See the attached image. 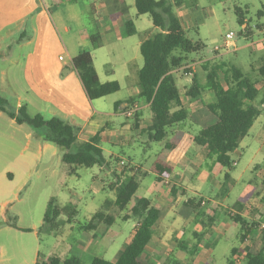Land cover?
Returning <instances> with one entry per match:
<instances>
[{
    "label": "rangeland",
    "instance_id": "1",
    "mask_svg": "<svg viewBox=\"0 0 264 264\" xmlns=\"http://www.w3.org/2000/svg\"><path fill=\"white\" fill-rule=\"evenodd\" d=\"M100 1L97 0L98 3ZM105 1L108 6V13H112L114 7L111 6L109 0ZM45 2L47 3L48 0ZM92 2L93 0H76L74 3H68L67 0L64 7L58 9V14H52L51 18L46 21L48 26L43 32L35 36V42L23 50L24 54L31 53V57L19 60L13 66L6 68L5 73L7 77H10L12 88L21 97V104L28 100L27 95H25V77L36 72L39 73L41 69L38 66L37 40L40 38L42 42L48 41L47 63L49 68L64 67L69 60L68 54L60 45L62 40L68 42V35L64 33L63 27L64 25L74 26L75 31L90 28L91 19L88 12ZM122 4L127 8L125 14L134 20L136 15L134 0H122ZM237 11L242 14L246 26L249 27L250 37L245 36L242 27L238 24ZM176 13L185 25V36L194 42L201 41L204 44L202 52L187 56L186 69L177 73L176 83L179 85L183 97L193 75L197 77L200 83H205V72L198 63L201 60L211 61L213 64L233 65L244 74L256 77V68L259 67L264 56V0H187L184 7L176 10ZM72 17L76 18V22L69 21ZM148 18L147 15L141 16L143 22L146 23ZM230 32L234 35L231 40V44L234 45L233 49L225 47V35ZM71 37H76V33L73 32ZM135 41L136 38H127L121 43L123 47L119 44L114 50L107 46L97 50L94 55V65L100 81L102 83L116 81L120 86L118 92L93 101L96 110L102 113L99 115L100 117L97 116L101 122H115L114 126L117 133H114L112 138L118 141L119 139L122 140V143L119 142L116 146L106 142L101 144L107 158L113 155L110 168L79 167L75 170V174L69 175L65 172L70 171V166L63 164L64 169L56 177H51L47 173H41L40 176L32 175V186L24 196L25 199L22 202H16L13 207L21 211L23 225L28 227L40 226L46 206L52 198L55 199V203L59 207H63L69 202L76 204L78 215L72 219L71 223H65L58 230L56 229L57 231H52L49 226H45L40 234L41 245L38 244L39 241H34L32 235H23L19 239L14 238L12 234L7 237L0 235V247L3 246L7 250V254L11 256L4 264L30 263L34 257L33 248L35 244L37 248L40 247L41 255L52 253L63 258L71 255L78 257L81 264H89L94 257L112 261L118 252L122 251L126 239L128 241L131 238L136 222L133 220L125 221L123 217L128 214L133 201L136 198L144 197L148 188L153 185L155 176L149 171L147 173L152 161L157 155L166 156L169 154L164 150V143L147 144L146 136L139 133V128H135L134 114L127 117L126 114L121 113L124 110L119 109L116 113L114 111V104L128 97H130L128 100L135 102L136 109L146 105L142 99L137 97L139 87L135 71L137 66L143 65L141 54H136L138 60L136 65L133 64L135 66L124 64L129 56L130 46ZM72 49L75 51L74 47ZM17 55L21 56L22 54L18 53ZM196 62L198 66L195 65ZM13 77L15 80H12ZM186 79L189 81H185ZM212 97L210 91L205 90L203 92L204 101H210ZM16 99L15 96L10 98L12 106L16 105ZM31 110L34 109L31 108ZM141 111L138 109L139 125L144 118L151 116L148 107L147 109L142 108ZM108 113L111 116H108ZM185 126L186 124L181 125V130L184 131ZM188 126L185 128L186 136L179 149L180 155L184 153L185 158L178 166L179 177L175 180L179 181L180 176H182L181 181L186 183V188L177 190L174 197L171 194L172 184H169L165 186L164 191L156 192L155 196L150 197L155 203L164 204L173 210L170 217L164 220L165 224H162L161 227L158 226L157 233L164 234L169 231V226H175L174 220L177 219L175 212L179 204L189 198L196 200L200 198L205 202V205L200 206L199 213L194 216L193 220L206 221L208 218L214 217L211 215L213 210L216 211L220 208L222 216L219 218L232 221L230 214L233 212L244 219L248 225L253 220H256L259 225L264 224V204L262 203L264 197V113L257 118L248 135L231 155L232 160L236 162V166L232 170L218 167L214 158L207 157L192 142V137L197 135L199 128L189 124ZM25 128L29 127L25 126ZM111 128L109 126L104 128L108 137L112 131ZM120 130H122L121 134L119 133ZM33 133L34 137L40 138L34 131ZM14 146L16 145L12 142L0 141V175L4 168L10 166L11 156L17 154L16 149L18 148ZM32 153L34 154V151ZM50 153L61 155L62 150L53 145L51 150L49 149L48 154L51 155ZM173 153L175 151L170 154ZM187 171L190 174H187ZM225 173L229 174L230 181L224 179ZM131 175L135 176L140 186L127 209L120 211L114 205L116 198L114 187L119 179H125ZM189 188L190 190H188ZM10 198V187L7 186L5 189L0 182V202ZM237 204H240L241 207H238ZM204 208L210 210L205 212ZM97 212L112 216L115 219V224L101 239L89 241L87 236L93 232H84L83 227L90 222L92 215ZM65 220L66 216L59 219L60 222ZM102 227V224L98 225L97 231L103 230ZM239 231L240 226L234 225V235ZM50 232L61 234L54 238L53 233L49 236L48 233ZM256 232L260 236L264 233V231L259 230V226ZM166 244L165 257L159 258L157 261L162 262L161 264H172L173 260L176 259L180 243L167 242ZM191 245L189 244V248ZM234 247H239V242L234 236L228 241L217 242L214 245L213 253L216 256L215 264H226L227 259L230 258V250ZM196 250L198 249L191 248V255L194 256ZM148 252L149 255L150 253L155 255L153 248L149 249ZM192 259L194 260L193 257ZM234 259L237 261L235 264H244L241 256H235Z\"/></svg>",
    "mask_w": 264,
    "mask_h": 264
},
{
    "label": "trees",
    "instance_id": "2",
    "mask_svg": "<svg viewBox=\"0 0 264 264\" xmlns=\"http://www.w3.org/2000/svg\"><path fill=\"white\" fill-rule=\"evenodd\" d=\"M187 0H135L134 6L138 16L147 15L153 26L158 29L140 46L143 65L138 72V98L142 99L150 111V118L141 133L146 136L149 143L165 141L166 151L175 150L181 143L185 133L179 129L184 123L199 128L192 142L199 147L207 157L214 158L218 166L232 170L234 161L231 155L239 147L240 142L248 135L254 122L264 113V56L261 64L256 68V77H250L233 65L213 64L203 61L202 69L205 71V83L200 84L196 77L191 78L190 85L185 92L189 102L200 101L201 94L208 90L212 93L211 102L201 103L200 107L191 112L185 108L180 89L176 84L173 72L186 66L187 56L199 54L204 49L201 41H192L185 36L182 21L176 10L184 7ZM53 4H60L62 0H51ZM127 8L124 6L123 12ZM238 24L242 27L246 37L251 31L236 12ZM126 35L132 36L135 27L132 20L125 23ZM94 48L102 46L100 35L90 37ZM72 68L77 72L88 98L93 101L119 91L116 81L102 83L96 73L93 55L89 50L80 51L71 60ZM186 68H184L185 70ZM130 110L134 111L135 128H139V114L133 100H127ZM119 103L116 104V111ZM0 111L6 113L18 125L31 128L42 141L53 144L62 150V162L70 166L69 175L75 174L79 167L110 168L111 158L106 157L100 147V132L88 141L78 139L77 128L52 117L44 118L42 115H30L25 105L15 108L0 95ZM149 172L162 181L170 177L173 168L160 156L151 164ZM228 175H226L227 177ZM139 188V182L131 175L119 179L115 184L116 198L114 205L120 211L127 209ZM49 200L43 224L39 231L49 226L52 231L58 230L63 224L71 223L78 215L77 205L69 202L63 207ZM264 204V197L262 199ZM201 200L188 199L183 208L192 211L200 207ZM123 219L133 220L137 223L129 244L117 255L114 261H106L101 257H94L89 264H146L142 260L147 245L152 238V228L167 214V209L153 203L144 197L136 198ZM60 216H66L64 222H58ZM233 221L241 226L240 242L243 244L251 231L257 230L258 222L248 225L239 215L232 217ZM102 224L107 231L114 223L112 216L103 212L94 213L91 217L88 230L95 229V224ZM8 225L19 229L15 218L9 219ZM87 229V228H86ZM56 230V231H57ZM25 232L31 230L25 229ZM237 250H233V254ZM244 264H264V233L252 241L250 246L242 247L241 252ZM230 262L229 264H231ZM35 264H81L78 257L70 256L60 258L52 256L48 260L37 259Z\"/></svg>",
    "mask_w": 264,
    "mask_h": 264
},
{
    "label": "crops",
    "instance_id": "3",
    "mask_svg": "<svg viewBox=\"0 0 264 264\" xmlns=\"http://www.w3.org/2000/svg\"><path fill=\"white\" fill-rule=\"evenodd\" d=\"M109 1L111 6L114 7V11L112 13L111 12L108 13L109 10L105 0H101L99 3L97 2V0H93L92 4L89 7V12H88L89 17L91 19L90 28L88 29L83 28L78 31H75L74 26L64 25L63 31L65 34L68 35L67 36L68 42L62 40L60 42V45L61 48L64 49L68 54V60H69L68 64L64 65V67L55 68V69L49 68L47 63L48 41L45 40L44 42H42L40 38L39 40H37L36 50L39 51L38 66L41 67V69L39 73L36 72L35 74L25 77V83H26L25 95H27L28 100L25 101L24 104H21L20 103L21 97L18 96L16 91L12 88L10 77H7L5 73L7 70L6 68L13 66L19 60L31 57V53L24 54L23 50L31 46L35 42V36L38 33L43 32L46 26H48L46 21L51 18L52 14L55 13L58 14V9L60 7H64L65 2H67V0H62L60 4H53L51 0H48L47 3L45 2V0H0V95L6 98L9 102H10V98L15 96L17 98L16 105H14L13 107L17 109L20 106L25 105L27 107L28 113L32 116L39 114L46 119L56 117L70 124L71 126L77 128L78 131L77 136L80 141L83 142L88 141L96 133L100 132L101 148H102L101 144L103 142H106L112 146H116L119 144V142L122 143V140L119 139L118 141L112 138L115 135L114 133H117L114 126L115 122L113 121L101 122L100 119L98 118L100 117L99 115H101L102 113L96 110L93 102L95 100L91 101L88 98L77 72L72 68L71 60L80 51L89 50L93 55V63L95 64L94 55L97 50L103 49L107 46H110L112 47V49L115 50L117 48L116 46L121 44L125 39L136 38V41L130 46L129 56L124 61V64L127 66L133 65L134 63L136 65L137 64L136 62L138 60L136 54L140 53L141 44L145 40H147L151 35H153L158 31V29L153 26L149 18H148L149 20H147L148 21L147 23L143 22L141 16H138L137 14L135 15L134 20L129 18L123 12L124 6L122 4V0H109ZM74 2H76V0H68V3H74ZM118 4L120 6H117ZM129 20L133 21L135 27V33L132 36L126 35L125 23ZM69 21L74 23L76 22V18L72 17V19ZM182 25L185 30L186 28L183 21H182ZM244 26H246V24H244L243 27ZM73 32L76 33L77 38L76 37L70 38V35ZM97 33L100 35L102 40V46L100 48H94L90 39L92 35ZM121 46L123 47L122 44ZM73 47L75 51H73L72 49ZM18 53H21L22 55L19 56L17 55ZM203 61L206 60H201L198 62L199 66H201ZM198 63L196 62L195 65H197ZM1 67L4 68L1 69ZM141 67L138 66L136 67V71H135L136 76H138V72L141 69ZM184 68H186V66L173 72L175 80H177L176 79L177 73H179V71ZM193 72L195 73L194 69ZM193 76L196 77L195 75ZM12 80H15V78L13 77ZM185 81H189V80L186 79ZM190 82L191 80L188 82L189 85ZM188 87L185 89V92L187 91ZM181 97L185 108L191 112L196 111L200 107L201 103H208L212 101V99L210 101H204L202 98L203 93L201 94L200 101L197 102L196 101L189 102L188 99L185 97V93H184V97L182 96V94ZM129 98L130 97H128L123 101L121 100L117 101L114 104L115 113L119 109L124 110L128 106L127 100ZM117 103H119V108L116 111L115 106ZM147 107L148 105H144L143 107L139 106L137 110L139 109L141 111L142 108L147 109ZM31 108L34 109L35 111L34 110L32 111ZM128 111L129 109L124 112L121 111V113L126 114V112ZM108 116H111V114L108 113ZM148 120H149L148 117L144 118L143 122L140 123V127H139L140 134H142L141 129L145 127ZM184 124H186V126L184 127V131L183 130L182 131L185 133V128L189 127L188 126L189 123H184ZM25 126L26 125L16 124L15 121L9 118V116L6 113L0 111V141L2 140L7 143L12 142L16 145L14 147L18 148L16 149L17 154L15 156H11V163H9L10 166L4 168L3 172L0 175V182L2 183L5 189H7V186L10 187V194H11L10 199L0 202V235L7 237L9 234H12L14 238H18V239L19 237H23V235H32V237H34L33 238L34 241L35 242L39 241L38 244L41 245L42 242L40 237L41 231H39V229L43 224V220L40 226L38 225L34 227L25 226L23 225L21 219V211H19L18 209H14L13 207L15 206L16 202H22L25 199L24 196L32 186V181H31L32 175L40 176L41 173H47L51 177H56L64 169L63 167L64 163L62 162V154L61 155L58 154L55 155V153H50L51 155L48 154L49 149L51 150L53 144L44 142L40 138L34 137L33 130L31 128H25ZM108 126L112 127L111 128L112 131L109 137L106 136L104 129ZM180 126L179 129H181ZM121 132L122 130L119 131L120 134ZM185 136L186 133L180 145L173 151H167L169 154H167L166 156H164L163 154L157 156L154 155L156 156V158H158V156L163 158V160L173 168V173L170 175V177L165 178L159 182L156 180V176L153 174L155 176V181L153 185L148 188L147 193L144 196V198L149 199L153 203V205L159 207L162 206L166 208L167 214L163 218H161L152 228V238L150 243L147 245L144 254L142 255V260L146 264H161L162 262H158L157 260L159 258L162 259L165 257L164 254H166V248H167L166 243L172 242L176 244L180 243V245H178V250L176 253L177 261H175L176 259L173 260L172 264H215L216 256L213 255L214 245L220 241H228L234 236L235 239L239 242V247H234L230 250V258L227 259L226 264H229L230 262H232L231 264H235L237 261L234 259V257L235 256L242 257L241 255L242 247L250 246L252 244V241L260 237V235H258L256 230L255 231L253 230L249 235L246 236L243 244H241L240 242V236L242 233L241 226L238 223L234 222L233 219L232 221H230L228 219L219 218L220 216H222V212H220L221 210H219L220 208L216 211L213 210L214 212L213 214L211 213V215L214 217H210L206 221L204 220L196 221L193 220V218L199 213L200 207L195 211H192L190 207L183 208V204L188 200L187 199L179 204L175 212L177 215V219L174 220L175 226L173 227L169 226L168 228L169 231H167L164 234L163 233L158 234L156 231L158 226L161 227L162 224L163 225L165 224L164 220L170 217L173 210H170L164 204L155 203L153 200L150 199V197L155 196L156 192L161 193L162 191H164L165 186L169 184H172L171 194L174 195V197L176 196L177 190L186 188L185 187L186 183L181 181L182 176H180L179 181H175L176 178L179 177L178 166L179 164H181V161H183V159L185 158L184 153L182 155H180L181 152L179 153L180 146L182 145ZM146 142L147 144H151L147 140ZM161 143H164L165 145V141ZM33 151L34 154L32 153ZM174 151L175 153L170 154L171 152ZM179 155L180 157L177 159ZM109 157H113V155H110ZM156 158L152 161V163L156 160ZM234 164H235L234 166H236L235 161ZM149 169L147 170V173ZM68 173L69 170L65 172V174ZM187 174H190V172L187 171ZM226 175L228 176L226 177ZM223 177L224 179L230 181V176L228 173H225ZM188 190H190V188ZM189 199H195V198H189ZM199 200L201 199L199 198ZM201 205H205V203L204 204L201 203L200 206ZM237 206L241 207L240 204H237ZM208 210L210 209L204 208L205 212L206 211L208 212ZM61 217L62 216L58 218V221ZM230 217L232 218L233 216H231L230 214ZM11 218H15L16 225L19 229L12 228L11 226L8 225L9 219ZM242 220L246 223L244 219ZM255 222L256 220L252 221V223ZM89 223L83 227L84 232H93L91 235L87 236V239L89 241L98 238L101 239L104 236V234L107 233L115 224L114 223L107 231H105L104 227H102L103 230L97 231L96 227L100 224L96 223L95 229L88 230L90 228ZM234 225L240 226V231L235 235L233 233ZM69 226L73 227L71 225ZM136 227H137V223H136ZM136 227L134 228V230L136 229ZM25 229L31 230V232H25L24 231ZM52 233L54 235H52ZM61 233L50 232L48 234L49 236L52 235L54 238H56L58 234L60 235ZM131 238L128 241L126 239L125 246L130 243ZM197 243H198V247H197ZM189 244H192L190 248H189ZM151 248L155 250L154 256L151 253L149 255L148 251ZM191 248L198 249L195 251L194 256L191 255ZM233 250H237V251H235V253L233 254ZM119 253L120 252H118V254ZM33 255L34 257L31 259L30 263H26V264H35L37 259L46 261L52 256H57L64 259L63 257L52 253H47V255H43V254L41 255L40 247L37 248L36 244L34 245L33 248ZM117 255L114 257L112 261L115 260ZM226 255L227 253L225 254V258ZM192 257L194 258V260L192 259ZM9 258H11V256L7 254V250H5L3 246L0 247V264H4V262L9 260Z\"/></svg>",
    "mask_w": 264,
    "mask_h": 264
},
{
    "label": "built area",
    "instance_id": "4",
    "mask_svg": "<svg viewBox=\"0 0 264 264\" xmlns=\"http://www.w3.org/2000/svg\"><path fill=\"white\" fill-rule=\"evenodd\" d=\"M233 36L234 35L231 32L230 33H227L225 35V47L226 48H230V49H233L234 48L233 45L231 44V40L233 39ZM133 113H134L133 110H129L128 112H126V116L127 117H131L133 115ZM201 203L204 204L205 202L202 201ZM234 215H235V213L232 212L231 213V216H234ZM259 230L264 231V224L259 225Z\"/></svg>",
    "mask_w": 264,
    "mask_h": 264
}]
</instances>
